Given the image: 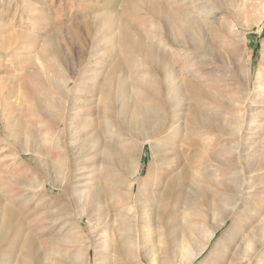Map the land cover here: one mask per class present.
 <instances>
[{
    "label": "bare ground",
    "instance_id": "bare-ground-1",
    "mask_svg": "<svg viewBox=\"0 0 264 264\" xmlns=\"http://www.w3.org/2000/svg\"><path fill=\"white\" fill-rule=\"evenodd\" d=\"M222 7L227 8L224 0H123L114 11L97 7L100 14L89 19L90 7L82 4L83 22L48 36L35 71L52 91L46 94L44 88L40 96L31 89L30 95L27 86H20L30 113L17 118L10 134L18 140L12 162L0 157V264H194L227 224L224 238L201 264H264V197L255 179L264 169V77L258 71L254 88L240 84L241 47L234 37L223 38L224 51L217 49L222 50L219 43L217 48L203 44L207 30L224 29ZM70 10L75 22L77 12ZM151 20L162 24L154 35L145 30ZM80 28L117 37V52L126 55L122 65L92 73L81 69L68 77L64 69L83 67L84 59L64 60L58 50L64 34L78 37ZM235 28L231 22L227 31ZM163 30L175 45L204 51L211 61L198 54L188 60L195 64L187 61L188 69L178 70L167 56L173 50L161 41ZM51 48L56 53L49 54ZM223 65L230 71L221 74ZM259 65L264 66V50ZM236 90L237 96L231 95ZM33 118L49 124L50 161L38 129L30 128ZM147 145L152 158L140 178ZM23 155L30 156L38 172ZM47 169L61 192L55 202L65 201L55 219L57 236L53 215L43 219L48 222L43 226L36 214L39 205L31 203L36 188L41 200L52 204L45 185L35 184ZM210 184L226 192L212 208L216 222L203 227L186 222L187 210L193 216L199 211V198L208 201ZM185 204L186 213H179ZM69 210L76 214L73 228ZM84 220L92 234L88 239L82 235ZM169 226L171 241L159 256L155 239ZM191 237L197 238L193 247Z\"/></svg>",
    "mask_w": 264,
    "mask_h": 264
},
{
    "label": "rangeland",
    "instance_id": "rangeland-1",
    "mask_svg": "<svg viewBox=\"0 0 264 264\" xmlns=\"http://www.w3.org/2000/svg\"><path fill=\"white\" fill-rule=\"evenodd\" d=\"M226 2L227 8L222 7V16L223 19L220 21V24L224 25V29L219 31V29H209L206 31V37L203 39V44H207L209 47L217 48V44L221 47H218L220 51H224V44H222L223 38L231 39L237 44L238 48H240V62L241 65V74L239 75V82L241 85L246 86L250 84L251 88H254V82L256 80L257 75L260 74L264 77V66L259 65L262 59V52L264 50V20H262V16H264V0H224ZM90 7V18H94L98 16L100 12L96 11V8H102L103 6H107V10H113L115 8H120L123 4V0H0V47L4 48L5 50H0V80L5 83L8 82L9 84L3 83V86L0 85V157H6V162H12L13 154L12 151L14 150L15 146L17 147L18 140L15 139L13 136L11 137V133L13 128H16L17 118L23 117L25 118L30 113V107L27 106L26 102L24 101V94L21 93L22 89L20 86L24 84V87L27 86L29 88L28 93L31 95V89L36 90L40 96H43L44 91L46 89V94L51 93L52 88L46 84L45 79L40 74H37L35 71L36 68V60L38 59V52L44 48L46 43V39L49 38V35H52L60 28H72L78 23L83 22L82 15H80V5ZM107 4V5H106ZM72 5V6H71ZM73 7L75 9L77 19L75 22H72L70 18V9ZM105 8V7H104ZM228 9V10H227ZM230 10V11H229ZM65 13L60 18H56V15L60 13ZM68 14V15H67ZM41 15L43 19L41 20ZM144 14L141 15V17ZM62 18V19H61ZM234 23L236 25L235 32L230 33L227 31V26L229 24ZM147 29L150 34H157L159 33V27L162 28V24L160 21H153L151 20L149 24H147ZM243 26V27H240ZM46 26V27H45ZM150 26V27H149ZM153 27V28H152ZM210 31V32H209ZM215 31V32H214ZM217 31V33H216ZM222 36L219 35V32ZM208 33V34H207ZM106 35V34H105ZM161 41L168 45L173 51L170 52L167 56L168 59L171 61L170 63L173 65L176 62L174 67L178 68V70H186L188 69L187 61L189 59L195 58L198 54H201L202 61L205 58L208 61H211V55L206 54L203 52H192L188 50L185 46L175 45L168 32L162 31L161 32ZM213 35V36H212ZM95 36V37H94ZM117 37L113 36L112 39H109L108 36L103 34H99L98 32H94V29L88 34L87 29L80 28V31L77 34L72 36L64 34V38L62 39V44L60 46L61 53L58 50L59 56L63 57L64 60L68 61H80V58L84 59L83 67H80L78 64L74 70H66L68 73V77L72 78L77 70H84V71H92L96 70V68L105 66L110 67L114 64L122 65V60L126 55L118 54L117 52ZM215 41V42H214ZM218 41V42H217ZM217 42V43H216ZM216 43V44H213ZM221 44V45H220ZM245 48V49H242ZM55 49L51 48L50 53L54 52ZM82 52L87 53L85 56ZM247 54H246V53ZM95 54L97 56L93 57ZM176 54V56H175ZM188 54L190 56H188ZM244 54V55H243ZM246 54V55H245ZM251 54V55H250ZM85 56V57H84ZM173 56V57H172ZM175 56V57H174ZM60 57V61H63ZM93 57V58H92ZM134 57V64L138 63V60ZM172 57V58H171ZM192 57V58H191ZM174 58V60H173ZM210 58V59H208ZM249 59V60H248ZM253 59V60H252ZM205 60V61H206ZM248 61V62H247ZM251 61V79L248 77L246 68L248 67V63ZM190 64H195V62L188 61ZM64 61L62 62V64ZM109 63V64H107ZM199 63V62H198ZM104 64V65H103ZM204 66V65H203ZM212 65L207 69L211 68ZM245 67V69H244ZM230 66L223 65V69L220 73L225 74L226 71L229 70ZM69 69V68H68ZM206 69V70H207ZM259 71V72H258ZM262 71V73H261ZM246 72V73H245ZM258 73V74H257ZM65 75V73H63ZM244 75H246L244 77ZM53 76V75H50ZM242 76V77H241ZM227 77H230V72ZM224 78L228 79V78ZM245 78V79H244ZM5 80V81H4ZM220 84V85H219ZM218 85L221 86L222 82ZM14 85V86H12ZM72 86V83H71ZM11 88H15V94L11 93ZM41 89V92L39 90ZM45 88V89H44ZM44 89V90H42ZM216 91H218L216 89ZM225 91H223L224 93ZM233 94L236 95V92L233 91ZM227 92L224 94L225 96ZM17 95L22 97L21 100L17 99ZM28 97V96H27ZM228 97V96H227ZM225 97V98H227ZM226 100V99H225ZM227 101V100H226ZM228 117V115H226ZM41 120L44 123V126L39 127ZM10 123L8 125V122ZM24 122V120H23ZM33 124L31 125V129L34 130L35 128L38 129V138H40L43 142V151L45 156H47L48 160L50 161V142L47 139V135L49 134L48 131V122L42 118H33L31 121ZM26 125V124H25ZM214 142L215 140H208V142ZM264 146V144H262ZM264 151V148H262ZM5 154H4V153ZM16 152V150H15ZM143 157L141 160V168H140V178H143L147 174V168L149 167L152 154L150 153V146H145ZM264 154V152H263ZM2 155V156H1ZM3 157V158H4ZM10 157V158H9ZM26 162H29L30 168L32 167L35 172L39 170L38 166L35 165L34 162H30V156L23 155ZM10 159V160H9ZM234 161H238L235 158ZM238 164V163H237ZM36 167V168H35ZM47 174L40 176L36 182L43 183L46 187L47 193H49L52 198V204L47 205L46 202L41 200L40 192L37 191L36 188L33 191H36V195L31 199L32 204H38L36 214L42 219V225L45 226L48 222H43L46 218L53 215V224H54V236H57L56 229V221L55 219L62 215L63 212L60 210V206L63 205L65 201H61L60 204L55 202L56 199H59L61 192L56 190L51 184V173L50 170L47 169ZM245 176V175H244ZM258 176V177H257ZM260 176V177H259ZM255 179L257 184H259L258 190L263 192L262 196L264 197V189H261L262 186L264 187V169L260 170ZM263 179V180H262ZM262 180V181H261ZM211 186L208 188L210 192H208V196L206 195L205 198L208 199L211 208L208 205V201H204V198H199L197 200V207L199 208L200 216L197 214H193L188 212V206L181 207L179 213L187 212L183 218L188 222L190 220L192 223L198 224V226L203 227L204 222L210 225L215 223L216 221L213 219L216 218V212L212 209L213 206H218V202L216 198L221 197L224 195L225 190L220 185L216 186L210 184ZM223 191V193H222ZM221 193V194H220ZM215 198V199H214ZM217 198V199H218ZM39 199V200H37ZM62 199V198H60ZM216 201V202H215ZM204 202V203H203ZM30 203V204H31ZM216 203V204H214ZM206 204V205H205ZM213 204V205H212ZM187 209H186V208ZM209 207V208H208ZM26 208V207H25ZM202 208V209H201ZM203 212H202V211ZM206 211V213H205ZM185 212V213H186ZM67 219L75 220V211L69 210L67 212ZM190 217H189V215ZM211 214V215H210ZM207 215V216H205ZM197 217V218H196ZM186 218V219H185ZM200 218V220H199ZM181 220L184 224V220ZM188 219V220H187ZM206 219V220H205ZM208 220V221H207ZM199 221V222H198ZM202 224H201V222ZM74 222V221H73ZM82 226L84 227L85 232L82 233L85 239L92 237L89 229L87 228V224L85 220L82 222ZM230 223V221H229ZM70 228L75 227L76 225L72 223L71 220ZM228 224L220 229L216 233V238L211 242L208 249L203 253V256L199 258L194 264H201L203 261L210 255L214 245L218 243L222 238H224V233L228 228ZM170 226L162 232L163 237L160 235L155 239L154 249L157 251L155 254L159 255L163 253L165 249H167V244L171 241L170 240V233H169ZM86 233V234H85ZM88 233V234H87ZM88 235V236H87ZM169 236V237H167ZM76 230H73L72 238L76 239ZM160 239V240H159ZM196 237H191L189 245L193 247L196 244ZM163 250V251H162ZM59 251L55 249V257ZM159 255V256H161ZM173 264V263H170Z\"/></svg>",
    "mask_w": 264,
    "mask_h": 264
}]
</instances>
